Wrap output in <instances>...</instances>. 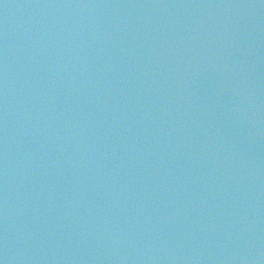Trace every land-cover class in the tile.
I'll list each match as a JSON object with an SVG mask.
<instances>
[{
    "label": "water",
    "instance_id": "water-1",
    "mask_svg": "<svg viewBox=\"0 0 264 264\" xmlns=\"http://www.w3.org/2000/svg\"><path fill=\"white\" fill-rule=\"evenodd\" d=\"M0 264H264V0H0Z\"/></svg>",
    "mask_w": 264,
    "mask_h": 264
}]
</instances>
